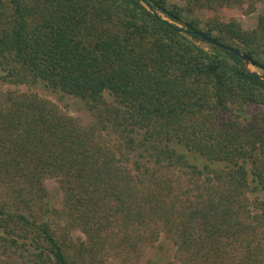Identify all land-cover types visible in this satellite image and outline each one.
<instances>
[{"label":"trees","instance_id":"obj_1","mask_svg":"<svg viewBox=\"0 0 264 264\" xmlns=\"http://www.w3.org/2000/svg\"><path fill=\"white\" fill-rule=\"evenodd\" d=\"M169 1L0 0V82L43 81L96 119L0 91V264H102L114 227L130 251L164 234L175 264H264V83L194 33L264 77V0ZM234 6L255 26L219 15Z\"/></svg>","mask_w":264,"mask_h":264},{"label":"rangeland","instance_id":"obj_2","mask_svg":"<svg viewBox=\"0 0 264 264\" xmlns=\"http://www.w3.org/2000/svg\"><path fill=\"white\" fill-rule=\"evenodd\" d=\"M169 4H177L179 6H183L184 3L180 0H170ZM256 12L254 13H246L242 8L237 6L229 7L222 9L219 12V15L224 19H237L241 22L245 27L255 26V18ZM211 14L207 13L204 10L195 9L193 12V16L201 19H205L209 17ZM166 20L170 21L164 15H162ZM178 27H181L182 24L179 22H172ZM200 45L205 46L203 43H199ZM252 70L256 71L260 74V70L255 68L254 66L250 67ZM15 90L17 92H27V93H35L38 96L48 99L51 102L55 103L62 111L68 113V115L72 116L76 119L81 125H87L94 121L95 113L91 111L87 105L79 98L74 96L65 94L58 89H52L48 87L43 81H38L33 85H9L0 82V91L6 90ZM106 100L111 103L113 102V97L108 93L104 94ZM259 109H262L261 106H257L254 104H249L245 108V116L250 117L251 114L257 112ZM105 133V137L110 141L114 142L118 139V134L113 132L111 129H106L103 131ZM136 140H140V134H135ZM142 147L137 148L132 159H134L138 153H140ZM144 153L143 161H149L150 157L147 153ZM190 157H193L192 153H187ZM192 161V160H191ZM131 163V162H130ZM45 187L49 193V196L53 199L54 204L57 207L61 206L62 199V190L60 188L59 182L57 178L49 177L44 181ZM258 194V193H256ZM251 198L255 196V194L249 195ZM261 198H264L263 194H260ZM121 231V232H120ZM124 230H120L116 227L113 230H109L106 232V239H108V244L110 240V247L106 249L104 253V258L102 260V264H175L178 262V259L175 254V246L173 242L165 237L164 234H160L157 241L152 245H146L145 243L138 242L137 248L135 251L125 250L124 248H119L117 245H113L118 241L120 237H123ZM74 237H84L79 230L73 232ZM105 236V235H104ZM113 238L115 241H113ZM113 245V246H112Z\"/></svg>","mask_w":264,"mask_h":264},{"label":"water","instance_id":"obj_3","mask_svg":"<svg viewBox=\"0 0 264 264\" xmlns=\"http://www.w3.org/2000/svg\"><path fill=\"white\" fill-rule=\"evenodd\" d=\"M138 2L144 4L146 7L150 8L151 5L149 3H144L142 2V0H137ZM158 15L162 16V14L159 12ZM163 17V16H162ZM163 20L166 22V23H169L164 17H163ZM175 30L177 31H184L182 30L180 27H173ZM185 32H188V31H185ZM196 35H199L200 37L204 38V40L207 42V43H210V44H213V45H216L217 47L221 48V49H224V50H228L232 53H234L236 56H238L241 60V66L242 68L245 70L246 73L250 74L251 76H253L254 78L258 79L259 81L263 82L264 83V77H262L259 73H257L256 71L252 70L250 67H252L253 65L251 64V62L247 59V57L241 53L239 50L235 49V48H232V47H229V46H225L221 43H218L214 40H210L209 38L207 37H204V35L198 33V32H194Z\"/></svg>","mask_w":264,"mask_h":264}]
</instances>
